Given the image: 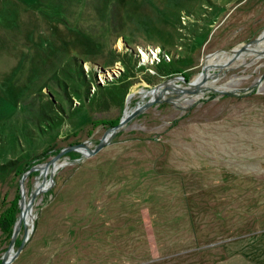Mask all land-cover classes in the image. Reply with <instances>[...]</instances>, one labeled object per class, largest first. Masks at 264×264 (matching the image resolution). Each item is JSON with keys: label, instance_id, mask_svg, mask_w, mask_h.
Wrapping results in <instances>:
<instances>
[{"label": "rangeland", "instance_id": "obj_1", "mask_svg": "<svg viewBox=\"0 0 264 264\" xmlns=\"http://www.w3.org/2000/svg\"><path fill=\"white\" fill-rule=\"evenodd\" d=\"M263 27L264 0H0V212L18 203L21 177L24 199L42 178L23 166L94 145L130 92L174 73L192 79L208 53ZM150 45L169 58L153 61ZM256 53L211 68L196 92L161 93L93 154L65 151L7 264H264ZM173 81L163 84L185 85ZM18 217L19 204L0 258L20 242L22 220L10 244Z\"/></svg>", "mask_w": 264, "mask_h": 264}, {"label": "water", "instance_id": "obj_2", "mask_svg": "<svg viewBox=\"0 0 264 264\" xmlns=\"http://www.w3.org/2000/svg\"><path fill=\"white\" fill-rule=\"evenodd\" d=\"M262 38H264V27L253 38H251V39H249V40H247L241 44H238L235 46L233 45L230 47H220V48H222L224 50H231L232 55L230 56L229 60H233L235 57H237L239 55L241 50H243L247 47L248 44L258 42ZM260 53H264V47L261 50H257V54H260ZM212 66H217V64L212 63L210 65H207L206 63H202L201 68L199 70L200 77L197 80L187 79L181 73H174V74H170V75L163 77L162 79H160L159 81H157L153 84H148V87L145 88V89H147L146 93H148V97L145 100L140 99L135 105L132 106V108L128 112H125L123 109L122 114L120 115L118 121L115 124L106 127L104 129L102 135L99 137V139L97 140V142L94 145L89 146L87 144V142L83 141V140L71 142V143H68V144L60 147L48 159H45V160L40 161L36 164L30 165L25 171H28L31 169H38L39 173L42 174V178L40 179V183L37 186H34L30 190L26 199H24L22 177L20 179V187H19L20 196H19V200H18L19 217L16 219V221L13 225V231H12V237L10 240V244L13 242V236L16 233L17 229L19 228V223L21 220H22V236H21L19 244L17 245V247L14 250H13L12 246H9L8 249L2 254V256L0 258V264H7L13 257H15L17 255V253L19 252L20 248L22 247V245L24 244V242L26 241V239L28 238V236L31 232L32 226H33L34 214L31 212V203H32L33 196L37 192L44 190L49 185V183H51L53 181V175H54L55 169L58 166H61L64 163L69 161L68 159L62 158L56 164H54L55 161L65 151L72 150V149L78 150L81 153V156L77 157V159H80V158H83L85 156L93 154L98 149H100L102 146H104L107 142H109L110 139L112 138V136L118 130L123 128V126L125 125L127 120H129L132 116H134L135 114H137L138 112L143 110L145 107H147L150 103L155 101L160 96V94L158 92V85L159 84L167 83V82L174 80L173 82L176 85L177 83H180V82L176 81L177 79L180 78V79H182V81H184V84L189 86V87H184V86L183 87H176L175 89L172 88L170 91H179V92L191 94L193 92H196L200 87L203 86L202 85L203 81L209 75V73H207L206 70ZM263 76H264V72H262L257 77L254 84L259 82ZM213 89L229 93V92H233L234 89H239V88H233L232 87V88H226V89H217V88H213ZM143 95H145V94L144 93L141 94V96H143ZM50 164H51V166L47 171L48 172V179H47L48 182H46V170L42 171L41 168H43V167L47 168ZM29 213L32 215L30 223L26 219V215ZM9 249H12V251L8 253Z\"/></svg>", "mask_w": 264, "mask_h": 264}, {"label": "bare ground", "instance_id": "obj_3", "mask_svg": "<svg viewBox=\"0 0 264 264\" xmlns=\"http://www.w3.org/2000/svg\"><path fill=\"white\" fill-rule=\"evenodd\" d=\"M259 43L258 44H256V43H250V44H248L247 45V47L245 48V49H243V50H247V52L249 51L250 53H252V52H257V50H261L263 47H264V38H262L261 40H259L258 41ZM239 44H241V43H239ZM238 45V44H237ZM235 46V45H234ZM242 54V50H241V52L239 53V55H241ZM261 54V53H260ZM259 54V55H260ZM232 55V51L231 50H224V49H218V50H215V51H213V52H210V53H208L206 56H205V58H204V63H206L207 65H210V64H212V63H216L217 64V66H212V67H210V68H208L207 70H206V72L208 73L209 72V70L211 69V68H214V67H224L227 63H228V61H230L229 60V58H230V56ZM238 55V56H239ZM257 53L254 55V56H259ZM261 55H263V54H261ZM237 56V57H238ZM211 71V70H210ZM200 77V72H198L193 78H192V80H197L198 78ZM189 87V86H187V85H181V86H173V85H168V84H159L158 85V90H159V94L160 95H162L163 93H167V92H170V90L173 88V89H175L176 87ZM135 92H138V91H140V92H142V93H146L147 92V89L146 90H144V89H142V88H136L135 90H134ZM134 91H132V92H134ZM132 92H130V94L129 95H127V99H126V106H125V108H124V111L125 112H128L131 108H129V106H128V104H127V102H128V99L130 98V96H131V93ZM162 93V94H161ZM129 108V109H128ZM58 162V160H56L55 161V163L54 164H56ZM50 166H51V164L47 167V168H45V167H43V168H41V170L43 171V170H46V173H47V171H48V169L50 168ZM46 182H48V180L46 179ZM34 186H37L39 183H40V179L39 178H36L35 179V181H34ZM31 217H32V215L29 213V214H27L26 215V219H27V221L30 223V220H31ZM12 251V249H9V251H8V253L9 252H11Z\"/></svg>", "mask_w": 264, "mask_h": 264}, {"label": "trees", "instance_id": "obj_4", "mask_svg": "<svg viewBox=\"0 0 264 264\" xmlns=\"http://www.w3.org/2000/svg\"><path fill=\"white\" fill-rule=\"evenodd\" d=\"M73 59H76V57H71L70 59L66 60L63 64L61 73L64 72V70H68V65L71 63H73ZM164 61V60H161ZM161 61H157L158 63ZM81 71V70H80ZM100 87V85H98ZM50 101V100H49ZM12 160H9V162H11ZM6 166V165H5ZM29 167V165H25L23 166L22 170H25ZM17 207H18V203L16 201V199L10 204L9 208L6 207L5 210L0 212V226H2V229L0 230L1 232L4 231L5 229L7 230V232L9 233L11 231V226L14 222L15 219V214L17 211ZM4 228V229H3Z\"/></svg>", "mask_w": 264, "mask_h": 264}, {"label": "built area", "instance_id": "obj_5", "mask_svg": "<svg viewBox=\"0 0 264 264\" xmlns=\"http://www.w3.org/2000/svg\"><path fill=\"white\" fill-rule=\"evenodd\" d=\"M146 50L149 49V51H151V53L153 52V49L155 50V52L152 53V55L150 54V57H153L151 58L153 61H160V60H164L165 58L168 59L169 58V53H168V50L164 47H162L160 49V46L158 45H150L148 47H144Z\"/></svg>", "mask_w": 264, "mask_h": 264}]
</instances>
